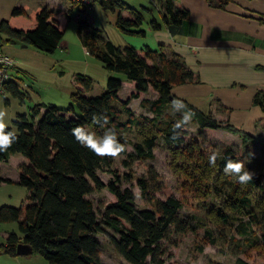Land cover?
Segmentation results:
<instances>
[{
	"label": "trees",
	"instance_id": "trees-1",
	"mask_svg": "<svg viewBox=\"0 0 264 264\" xmlns=\"http://www.w3.org/2000/svg\"><path fill=\"white\" fill-rule=\"evenodd\" d=\"M208 1L225 7L230 0ZM117 3L120 10H130V16L119 12L116 20L118 28L124 33L146 35L147 31L142 27L144 16L140 10L125 1L102 0L106 8L114 9ZM162 11L163 21L172 31L190 16L186 7L176 5L173 0H165ZM12 12L22 14L25 9L16 6ZM35 17L36 26L30 29L13 27L7 19H2L0 46L4 42L21 41L45 52H54L60 46L64 31L57 26L53 10L43 6ZM161 24L157 18L151 20L153 29H159ZM77 33L90 54L106 68L124 73L125 79L110 75L105 89L88 95L87 92L93 88V78L78 73L74 77L76 89L71 92V102L66 108L51 102H39L31 107L29 114L19 113L18 118L13 120L15 126L5 128L6 132H15L17 139L9 149L0 151V161H8L13 153H21L27 158V162L19 165L17 182L28 189V195L20 206H0V222L16 221L20 231L8 233L0 243V253L17 254V244L24 241L50 264H106L101 259L102 246L96 237L103 233L107 234L115 251L130 264H165L166 247L163 241L169 238L171 231L183 234L197 232L198 226L204 222L182 215L184 203L176 195L171 194L166 198L156 196L155 191L160 185L153 168H150L149 176L137 179L141 195L149 204L138 207L133 189L130 186L122 187L118 183L119 177L106 183L98 176L97 170L111 166L113 158L96 156L75 139L71 130L77 126L86 130L91 127L96 135H101V130L112 129L120 143L127 146L121 130L126 126H136L142 132V140L133 143L132 151L126 150L121 154L131 158L153 157L157 139L153 126L160 124L159 117L164 109L171 106L172 100L181 99L196 113L194 119L201 126L224 127L239 132L246 143L252 142L254 135L230 121L217 120L210 112L172 94L173 84L199 80L180 54L168 52L162 45L158 49L145 46L141 48L143 53L133 45H117L105 38L101 28L95 26L87 15L79 14ZM124 84L130 89V94L126 99H120L118 92ZM149 90L155 91L158 96L142 101L144 104L148 102L154 116H135L128 106L130 100ZM5 91L20 96L22 100L26 95L14 78L5 83ZM253 102L264 111V89L256 91ZM124 112L127 118L122 119ZM94 114L107 116V124H103V121V126L93 124ZM178 119L179 113L169 118L161 128L164 140L170 144L180 145L185 140V129L178 138H173L172 126ZM229 158L240 161L234 149L226 147L217 157L215 166L206 164L201 173L204 178L213 180L210 194L220 199L219 203L214 204L216 206L207 210V214L211 221L224 226L235 224L236 232L247 237L256 233L255 224L263 223L264 227V213L256 212L252 198V192L264 186V175L251 171L254 173L253 180L240 184L235 174L231 179V176L221 173ZM124 162L130 165L126 159ZM126 176L131 178V174ZM0 180L9 179L0 176ZM102 187H107L113 198L98 211L87 195L95 188ZM204 231L209 242L215 243L219 239L212 229L205 228ZM260 237L264 241V231ZM238 262L248 264L240 257Z\"/></svg>",
	"mask_w": 264,
	"mask_h": 264
},
{
	"label": "rangeland",
	"instance_id": "rangeland-1",
	"mask_svg": "<svg viewBox=\"0 0 264 264\" xmlns=\"http://www.w3.org/2000/svg\"><path fill=\"white\" fill-rule=\"evenodd\" d=\"M56 1L53 0V2ZM117 1H125L142 12L144 16L142 27L144 24L151 27L153 18L163 21L162 10L165 0ZM28 4L27 14H31L32 9L37 4L46 6L47 0H29ZM120 11L122 10H120L118 3L112 9L104 7L102 0H94L88 14L92 23L101 28L105 38L117 45H125L129 44L126 36L116 25ZM126 11L130 13L129 9ZM77 15L78 8L75 7L71 19L64 16V24L59 23L62 28L66 26L64 38L69 42V47H58L54 52H45L32 44L25 45L23 42H4L0 46V50L10 54L16 59V64H20L21 66H19L23 68L18 72L19 78L14 77V79L20 82L22 90L26 93L23 100L20 96L8 91L0 93V111L6 113V127L14 125L13 120L18 118L19 113L29 114L31 112V106L39 103L38 100H40L37 93L46 102H52L66 108L71 102V92L76 89L74 77L78 73L93 78V88L87 92L88 95L97 94L105 89L110 75L125 79L124 73L106 68L97 57L85 52L76 30ZM131 39H137V42L144 41L142 35ZM68 50L71 51L70 55L67 53ZM13 54H17V56L14 57ZM129 94L130 89L124 84L118 92L120 99H126ZM157 96L155 91L149 90L139 97L132 98L128 106L135 116L152 117L154 112L150 110L148 102L144 104L142 100L144 98L153 99ZM202 109L210 112L213 117L221 121L213 110L206 109V107H202ZM177 114H174L171 106H169L160 115V124L156 123L153 126L157 132L153 157L131 158L126 154H121L119 157L113 158L111 166L99 168L97 170L98 176L106 183L119 177L118 183L122 187L130 186L133 189L135 204L138 207H145L149 204L141 195L137 179L138 177L149 176L150 168H153L157 172V181L160 185V188L155 191L156 196L166 198L171 194L176 195L184 203L181 209L182 215L193 216L204 222L202 226H198L197 232L189 231L183 234L174 230L171 231L169 238L163 241V245L166 247L165 264H240L238 262L239 257L248 264H264V241L260 237L261 232L264 231L263 223L255 224L256 233L243 237L236 232L235 224L224 226L220 222L211 221L207 210L216 206L214 204L219 203L220 199L212 197L210 194L213 180L201 176L205 165L209 164L208 157L212 153H216L217 157L220 156L226 147L234 149L239 160L245 163L247 169L264 175V116L257 121L259 132L254 133L253 141L249 143L243 141L239 132L224 127H204L193 118L192 122L185 128L184 142L175 145L164 140L161 128L169 118L175 117ZM68 115L72 114L69 113ZM121 117L122 119L127 118V113H122ZM88 130L94 132L91 127H88ZM101 132V135H96L98 138L103 136L106 130H101ZM121 133L127 142L129 151L134 149L133 143L135 141L142 140V132L136 126H126L121 130ZM18 159L27 161V158L21 153H13L9 162L0 161V176L9 179L0 180V206L3 204L20 206L27 200L28 189L17 182L19 168L16 166V162ZM125 159L130 162V165H126ZM127 174H131V178L128 179ZM228 176L234 179L233 175ZM87 197L92 200L98 211L113 198L107 187L95 188ZM252 198L256 212L264 213V186L256 188L252 192ZM205 228L212 229L214 236L219 238L215 243L207 240ZM11 231L20 233L16 221L0 222V243L6 239ZM108 231L112 232V229L108 228ZM96 237L102 246L101 259L106 264H130L115 251L107 234L100 233ZM0 264L50 263L43 255L33 251L29 254L1 252Z\"/></svg>",
	"mask_w": 264,
	"mask_h": 264
},
{
	"label": "crops",
	"instance_id": "crops-1",
	"mask_svg": "<svg viewBox=\"0 0 264 264\" xmlns=\"http://www.w3.org/2000/svg\"><path fill=\"white\" fill-rule=\"evenodd\" d=\"M173 1L190 11L189 18L175 31L163 21L159 29L144 24L147 31L143 36L144 41L131 39L140 35L123 32L129 43L125 45H133L141 53V48L145 46L158 49L162 45L166 51L180 54L199 80L173 84L172 94L201 109L206 107L213 110L219 119L230 121L253 135L259 132L257 121L264 116V111L253 102V97L257 90L264 89V0H230L225 7L213 5L208 0ZM28 2L29 0H0V21L7 19L11 26L17 28H34L35 15L43 4H37L32 13L27 14ZM16 6L24 7L25 12L13 14ZM46 6L53 10L57 26L65 33L66 26L62 28L59 23L64 24V16L71 19L75 7L69 5V0H47ZM126 10L123 9L122 14L130 16ZM78 17L79 12L76 18ZM68 45L69 42L63 36L59 47H69ZM82 46L87 54L93 56L83 44ZM67 53L70 55L71 51L68 50ZM13 56L16 57L17 54ZM19 65L15 64L11 69L10 78H19L18 72L23 69ZM37 97L40 99L38 102H46L39 93ZM11 157L12 154L4 162H9ZM23 162L27 161L18 159L16 166L19 168Z\"/></svg>",
	"mask_w": 264,
	"mask_h": 264
},
{
	"label": "clouds",
	"instance_id": "clouds-1",
	"mask_svg": "<svg viewBox=\"0 0 264 264\" xmlns=\"http://www.w3.org/2000/svg\"><path fill=\"white\" fill-rule=\"evenodd\" d=\"M171 109L174 114H180V119L176 120L172 126L173 138L175 139L178 138L186 126L192 122L196 113L188 108L187 104L181 99L172 100ZM5 116L6 113L0 111V151H6L9 149L17 139L15 132L5 131ZM102 121L103 124H107V116L93 115V124H101V126H103L101 123ZM71 131L72 135L82 146L91 150L98 157L117 158L121 153L128 150L125 144L120 143L117 133L112 129L106 131L104 135L99 138L94 132L88 131L82 126H77ZM216 160V153H212L208 157V162L212 166H215ZM223 171L228 175L235 174L238 177V182L240 184H247L249 181L253 180L254 173L249 171L246 168L245 163L242 161H234L230 158L227 159Z\"/></svg>",
	"mask_w": 264,
	"mask_h": 264
},
{
	"label": "built area",
	"instance_id": "built-area-1",
	"mask_svg": "<svg viewBox=\"0 0 264 264\" xmlns=\"http://www.w3.org/2000/svg\"><path fill=\"white\" fill-rule=\"evenodd\" d=\"M94 0H69L71 7H77L81 15H87L88 11L92 8ZM15 59L8 53L0 50V93L4 92V85L10 80L11 69L15 66Z\"/></svg>",
	"mask_w": 264,
	"mask_h": 264
},
{
	"label": "water",
	"instance_id": "water-1",
	"mask_svg": "<svg viewBox=\"0 0 264 264\" xmlns=\"http://www.w3.org/2000/svg\"><path fill=\"white\" fill-rule=\"evenodd\" d=\"M17 253L18 254H29L31 252H33V248L30 244L24 242V241H20L17 244Z\"/></svg>",
	"mask_w": 264,
	"mask_h": 264
}]
</instances>
